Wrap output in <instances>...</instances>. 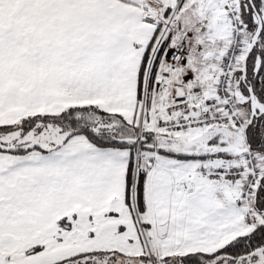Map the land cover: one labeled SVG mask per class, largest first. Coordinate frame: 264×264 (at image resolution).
Masks as SVG:
<instances>
[{
    "label": "snow or ice",
    "instance_id": "1",
    "mask_svg": "<svg viewBox=\"0 0 264 264\" xmlns=\"http://www.w3.org/2000/svg\"><path fill=\"white\" fill-rule=\"evenodd\" d=\"M0 264H264V0H0Z\"/></svg>",
    "mask_w": 264,
    "mask_h": 264
}]
</instances>
